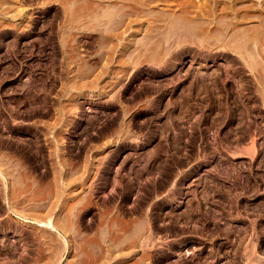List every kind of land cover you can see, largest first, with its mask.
Listing matches in <instances>:
<instances>
[{"label": "rangeland", "instance_id": "rangeland-1", "mask_svg": "<svg viewBox=\"0 0 264 264\" xmlns=\"http://www.w3.org/2000/svg\"><path fill=\"white\" fill-rule=\"evenodd\" d=\"M216 1L0 0V264H264V1Z\"/></svg>", "mask_w": 264, "mask_h": 264}, {"label": "bare ground", "instance_id": "bare-ground-1", "mask_svg": "<svg viewBox=\"0 0 264 264\" xmlns=\"http://www.w3.org/2000/svg\"><path fill=\"white\" fill-rule=\"evenodd\" d=\"M214 1H216V0H214ZM236 1L238 2V0H218V3H219V6H220V9H219V11H220V13H221V16H220V19H218L219 21H218V25H219V28L221 29H219L221 32H222V34H223V36H225V37H228L229 38V40H236V39H240V41H242L243 40V38H244V40H247V39H245V37L244 36H247L246 34V32L249 30V29H253V27H251V26H254L256 23H255V21H254V25L252 24L250 27L249 26H244L243 28H245V29H235L236 28V25H237V21L239 20H237L236 18H237V16L235 15L236 14V11L238 12V10L236 9V7L234 6V5H236L235 3H236ZM261 1H264V0H261ZM217 2V1H216ZM215 2V3H216ZM217 4V3H216ZM263 4V3H262ZM261 5V4H260ZM262 8H263V6H262ZM261 8V9H262ZM227 9H229V11L230 12H232L233 13V15L234 16H232V17H234L235 19H233L232 21H230V22H228L227 21V19H230V18H227L226 19V12H228L227 11ZM257 10V9H256ZM258 11V10H257ZM229 12V13H230ZM228 14V13H227ZM254 15V14H253ZM230 16V15H229ZM230 16V17H231ZM240 16V15H239ZM228 17V16H227ZM254 17V16H253ZM243 18H245V16H243ZM256 19H254V20H256V22H257V24L254 26V28H255V32L253 33V34H250L252 31H248V32H250V33H248V37H249V39L251 38H254L255 40H256V38H262V37H264V9H262V11H260L258 14L256 13V17H255ZM242 20V19H241ZM186 22V21H185ZM191 22V21H190ZM227 22L228 23H230V24H227ZM239 22V21H238ZM243 21H241V23H242ZM240 24V23H239ZM192 25V24H191ZM190 26V25H189ZM230 28V29H229ZM229 29V30H228ZM230 30H232L230 33H229V31ZM246 33V34H245ZM245 34V35H244ZM250 34V35H249ZM248 37H246V38H248ZM253 39V40H254ZM41 225H43V223H41Z\"/></svg>", "mask_w": 264, "mask_h": 264}]
</instances>
